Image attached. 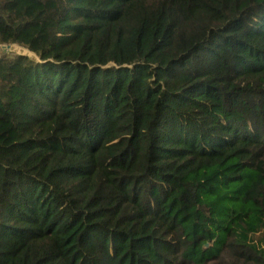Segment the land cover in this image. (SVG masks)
<instances>
[{"label": "trees", "instance_id": "obj_1", "mask_svg": "<svg viewBox=\"0 0 264 264\" xmlns=\"http://www.w3.org/2000/svg\"><path fill=\"white\" fill-rule=\"evenodd\" d=\"M0 264H264V0H0Z\"/></svg>", "mask_w": 264, "mask_h": 264}, {"label": "rangeland", "instance_id": "obj_2", "mask_svg": "<svg viewBox=\"0 0 264 264\" xmlns=\"http://www.w3.org/2000/svg\"><path fill=\"white\" fill-rule=\"evenodd\" d=\"M3 46H5L4 48L6 50H11V51H15V52H18V53L29 55L31 57H35V55L28 50L27 46L19 45V44H13L9 48H7L8 47L7 45H1L0 46V54L4 51L3 50L4 49Z\"/></svg>", "mask_w": 264, "mask_h": 264}, {"label": "built area", "instance_id": "obj_3", "mask_svg": "<svg viewBox=\"0 0 264 264\" xmlns=\"http://www.w3.org/2000/svg\"><path fill=\"white\" fill-rule=\"evenodd\" d=\"M4 47H5V46H3V48H4ZM9 47H10V46H8L7 48H9ZM3 50H4V51H3L2 53H5V52L7 51L5 48H4ZM2 53H1V54H2Z\"/></svg>", "mask_w": 264, "mask_h": 264}]
</instances>
